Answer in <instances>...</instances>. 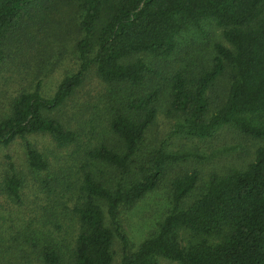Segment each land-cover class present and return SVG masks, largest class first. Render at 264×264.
<instances>
[{"label": "trees", "instance_id": "obj_1", "mask_svg": "<svg viewBox=\"0 0 264 264\" xmlns=\"http://www.w3.org/2000/svg\"><path fill=\"white\" fill-rule=\"evenodd\" d=\"M209 22L225 42L197 70L184 63L169 72L182 34ZM70 34L79 66L46 97L44 79L68 54ZM2 70L23 84L0 102V146L24 141L41 197L20 227L0 234V264H112L115 239L119 264H264V146L245 169L210 174L185 207L198 174L175 178L171 207L135 250L118 221L185 157L147 141L163 99L185 136L208 138L228 125L264 138V0H0ZM226 72L225 100L214 107L208 92ZM79 97L102 110L100 122L75 111L72 127L53 115ZM30 134L72 147L70 163L51 170ZM6 167L1 189L20 203L25 178L10 158ZM65 210L76 220L71 248L55 237Z\"/></svg>", "mask_w": 264, "mask_h": 264}, {"label": "rangeland", "instance_id": "obj_2", "mask_svg": "<svg viewBox=\"0 0 264 264\" xmlns=\"http://www.w3.org/2000/svg\"><path fill=\"white\" fill-rule=\"evenodd\" d=\"M74 38L75 36L70 34L64 40L63 44L67 47L68 54L44 79L42 94L46 97H50L54 93L64 75L74 72L79 66V61L71 53ZM215 42L224 43L225 41L221 36V29L213 22L205 23L201 29H189L180 38L178 54L168 60L170 68L168 67L167 70L173 71L184 63H188V68L197 70L201 66V61L211 56ZM8 73L5 70L0 72V102L2 101L3 104H6L7 97L14 95L16 89L23 84V81H20L15 74L10 77ZM229 83L228 72L221 74L215 80L208 92V97L214 107L219 106L225 100ZM72 105L73 107H70ZM75 111H78L79 115L85 113L86 118L93 116L98 122L103 118L102 110L98 111L91 107L89 101L87 102L81 97L77 99L76 103L69 104L61 112L53 115L75 127L76 119L69 117ZM100 113L102 115L99 117ZM181 122V118L166 112V103L163 99L157 118L148 131L147 141L150 145H162L166 150L183 154L185 157L168 170L154 190L146 193L131 208L120 210L118 221L126 236L128 251H133L138 247L139 243L156 228L157 223L171 207L172 183L175 178L192 171H196L198 174L196 188L183 201L182 205L185 207L200 194V186L208 180L210 174L224 175L233 170L245 169L254 160L257 148L264 146V138L246 136L228 125L220 127L208 138L188 137L178 132L177 124ZM26 139L43 153L50 163L51 170L56 169L59 164L68 165L70 163L68 154L72 147L60 149L46 134H30ZM83 139L84 142H87V136ZM8 158L14 162L17 171L25 178L20 203L9 199L1 189ZM35 193L41 197L26 163L24 141L17 138L7 146H0V234H5L7 237L12 229L20 227L23 221L31 216ZM59 218L61 228L55 237L60 245L71 248L76 234L75 216L71 210H65ZM122 255L121 243L115 239L112 245V264H119ZM67 264H70V261ZM159 264L177 263L159 258Z\"/></svg>", "mask_w": 264, "mask_h": 264}]
</instances>
